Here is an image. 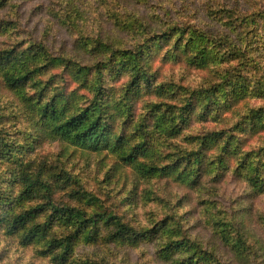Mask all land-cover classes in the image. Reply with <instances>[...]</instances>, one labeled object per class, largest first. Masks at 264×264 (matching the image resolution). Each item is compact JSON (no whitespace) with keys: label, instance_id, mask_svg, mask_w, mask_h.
<instances>
[{"label":"clouds","instance_id":"1","mask_svg":"<svg viewBox=\"0 0 264 264\" xmlns=\"http://www.w3.org/2000/svg\"><path fill=\"white\" fill-rule=\"evenodd\" d=\"M262 94L264 0H0V264H264Z\"/></svg>","mask_w":264,"mask_h":264},{"label":"trees","instance_id":"2","mask_svg":"<svg viewBox=\"0 0 264 264\" xmlns=\"http://www.w3.org/2000/svg\"><path fill=\"white\" fill-rule=\"evenodd\" d=\"M19 80H25V79H27V75H25V76H21V77H19L18 78ZM262 95H264V94H262ZM248 98H256V100H257V102H259V103H251L250 104V106H255L254 108H253V111H264V102H262V100H261V95H256V96H252V97H247L246 99H248ZM90 127L91 126H89V129H85L84 131L85 132H87L88 130H90ZM261 150H264V144H261V147L260 148H254V150H250V151H261ZM126 158V157H125ZM165 167H167V165H165Z\"/></svg>","mask_w":264,"mask_h":264},{"label":"rangeland","instance_id":"3","mask_svg":"<svg viewBox=\"0 0 264 264\" xmlns=\"http://www.w3.org/2000/svg\"><path fill=\"white\" fill-rule=\"evenodd\" d=\"M194 76H195V72H194ZM248 100V104H249V106H250V104L251 103H259V102H257V100H256V98H248L247 99ZM189 135H191V133H189ZM261 147V144L257 141L256 142V144H255V147H253L252 149H250V150H254V148H260ZM249 150V151H250ZM79 161H78V157H72V159H71V161H70V163L73 165V166H75L77 163H78ZM101 171V180H104V179H107V177H108V172H110L111 171V168H106V169H101L100 170ZM70 195H71V193H70ZM85 202H87V201H85Z\"/></svg>","mask_w":264,"mask_h":264}]
</instances>
